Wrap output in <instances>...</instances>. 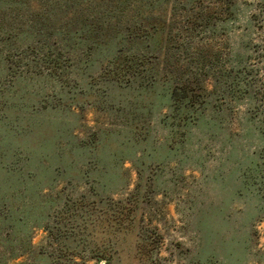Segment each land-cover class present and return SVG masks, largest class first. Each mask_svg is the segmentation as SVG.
I'll return each mask as SVG.
<instances>
[{
    "label": "rangeland",
    "instance_id": "rangeland-1",
    "mask_svg": "<svg viewBox=\"0 0 264 264\" xmlns=\"http://www.w3.org/2000/svg\"><path fill=\"white\" fill-rule=\"evenodd\" d=\"M27 4L1 7L0 264H94L100 252L113 264H194L201 251L264 263V189L247 171L264 147V111L251 113L264 0ZM238 65L257 68L241 78L247 95L208 92L204 73ZM176 79L208 92L178 96L181 120ZM81 195L96 213L125 202L127 228L102 236L103 219L98 235L53 232L55 211Z\"/></svg>",
    "mask_w": 264,
    "mask_h": 264
},
{
    "label": "trees",
    "instance_id": "trees-1",
    "mask_svg": "<svg viewBox=\"0 0 264 264\" xmlns=\"http://www.w3.org/2000/svg\"><path fill=\"white\" fill-rule=\"evenodd\" d=\"M13 0H0V29L4 32H8L9 25L7 22V18H4L1 13V7L6 6L8 4H11ZM23 2L25 5L29 3V0H20V3ZM28 6V4H27ZM204 75H207L211 78V89L208 91L209 93H212L216 90H218L221 87H224L225 90H231L235 95L234 96H243L247 95V93L250 90V84L251 82H243L241 80L242 76L248 77L251 80L256 79L257 77V68L249 65H238V66H230L228 69H225L221 72L215 71V73H210L207 71L204 73ZM193 81L190 79H179V81L176 79L173 81L172 90L170 91V96L175 99V108H179V113L176 112L174 115V118L181 120L183 117L184 110H187L188 108L183 105L181 102V98L178 97L181 95V93H186L188 88L193 89L192 86ZM262 86H264V74H263V80L261 81ZM196 89V90H195ZM195 91L199 90L201 93H206L207 89L203 85L201 79H196L194 89ZM207 92V93H208ZM255 95L261 97V101L257 104H255L251 108V113L254 114L258 111V109H262L264 111V89L261 90V87H258V89L255 90ZM179 100V101H178ZM179 102V103H177ZM256 161H252V164L249 166V170L251 174L248 173L249 176H256L258 188L264 189V147L261 150V153H257ZM97 202L96 200L94 201ZM93 202V203H94ZM118 203V204H117ZM89 204L85 201V196L81 195L78 198L68 199L65 201L60 209L55 211L54 213V224L56 228H53V232L55 231H61V230H67L68 226L73 228V230H76L77 234H85V231L89 227V229L86 231L90 236L98 235V229L97 224L99 222H102V220H106L107 223H105V230L100 231L102 236L104 234H110V235H119V232L127 228L128 225H124L122 221H119L118 215L121 214L124 209L126 208L125 202H122L119 200L118 202L114 203V205L109 206L108 208H100L98 209V213H96V209L99 207H89ZM95 211V213H93ZM92 214L95 215V218L93 219ZM106 218H105V217ZM104 217V218H103ZM114 220V221H108V219ZM108 218V219H107ZM99 220V221H98ZM100 224V223H99ZM41 228L50 231L51 229H48V227L42 225ZM56 234V233H54ZM68 236V235H66ZM58 245L61 244L62 241H55ZM28 244L30 245V240H28ZM64 246V245H62ZM62 248V247H61ZM64 249L63 251H65ZM73 255H78L77 253H68L69 258ZM80 256V255H79ZM91 258L95 260L94 264H100L99 261L103 260L104 264H113L114 255H105L103 253H95L94 255H90ZM257 264H264L262 259L258 257H254L252 259ZM216 260L214 258V255H211L210 253H204L201 251V254L198 255V257L195 259L194 264H215Z\"/></svg>",
    "mask_w": 264,
    "mask_h": 264
}]
</instances>
